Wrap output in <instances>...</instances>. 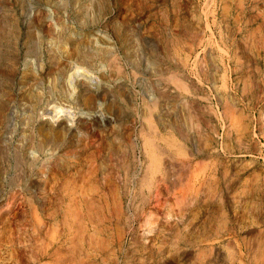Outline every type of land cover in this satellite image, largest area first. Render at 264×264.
Wrapping results in <instances>:
<instances>
[{
    "label": "rangeland",
    "instance_id": "374dc122",
    "mask_svg": "<svg viewBox=\"0 0 264 264\" xmlns=\"http://www.w3.org/2000/svg\"><path fill=\"white\" fill-rule=\"evenodd\" d=\"M0 264H264V0H0Z\"/></svg>",
    "mask_w": 264,
    "mask_h": 264
},
{
    "label": "bare ground",
    "instance_id": "6f19581e",
    "mask_svg": "<svg viewBox=\"0 0 264 264\" xmlns=\"http://www.w3.org/2000/svg\"><path fill=\"white\" fill-rule=\"evenodd\" d=\"M66 28H67V27H66ZM56 34L58 35L59 38L62 37V35H63V30L60 29ZM53 35H54V34H53ZM57 35H56V36H57ZM58 37H57V38H58ZM65 37H67V36H65ZM70 37H71V36H70ZM71 38H72V37H71ZM60 39H61V38H60ZM55 40H57V39L55 38ZM58 40H59V39H58ZM62 40H63V39H62ZM69 40H70V39H69ZM73 41H74V40H73ZM38 42H40V41L38 40ZM80 42H81V41H80ZM35 43H36V42H35ZM35 43H31V45L33 44V46H35V45L37 44V43H36V44H35ZM50 43H51V42H50ZM52 43H53V42H52ZM54 43L60 44V45H58V46L56 45V46H57V47H56V49H57L56 51H57V52L60 51V52H65V53L68 54V55H67V58H68L67 60H69V58L72 59V57H74V58L76 57L77 59H80V61H82V60H84V59H87L86 57H87L88 55L86 56L85 53H81L80 51H77V53H75L74 55H72V52H67V50H65V48H64V50L62 49L63 51H61V50H60V49H61L60 47H63V45H64V44H62L63 41H62V43H61V41L59 40V41H57V42L55 41ZM71 43H73V42H71ZM74 43H75V41H74ZM76 43H78V42H76ZM31 45H30L29 47H31ZM50 45H51V44H50ZM36 46H37V45H36ZM36 46H35V47H36ZM36 48H37V47H36ZM36 48H35V49H36ZM29 49H30V53H34V52H35L34 47L29 48ZM29 49H28V50H29ZM80 49H81V47H80ZM71 50H72V49H71ZM71 50H69V51H71ZM77 50H78V49H77ZM100 50H101V49H100ZM39 51H40V50H39ZM39 51H38V52H39ZM40 52H41V51H40ZM45 52H46V51H45ZM47 53H48V52H47ZM54 53H55V51H54ZM35 54H37V52H35ZM39 54H40V53H39ZM89 54H90V53H89ZM30 56H31V55H30ZM91 56H92V53H91ZM37 57H38V56H37ZM98 57H99V56H98ZM34 58H35V57H34ZM89 58H90V56H89ZM89 58H88V59H89ZM52 59H53V58H52ZM56 59H57V58H56ZM93 59H94V57H93ZM75 60H76V59H75ZM52 61H53V60H52ZM69 61H70V60H69ZM71 61H72V60H71ZM55 62H56V61H55ZM74 62H75V61H73V63H74ZM85 62H86V61H85ZM49 63H50V62H49ZM51 63H52V64H48V65H50V66L53 68V66H54L56 63H55V64H54L53 62H51ZM80 63H81V62H80ZM86 63H87V64H90V63H88V62H86ZM82 64H83V63H81V65H82ZM69 65H71V64H69ZM72 65H73V64H72ZM42 66H43V65H42ZM74 66H75V65H74ZM63 67H64V66H63ZM83 67H84V65H83ZM85 67H86V66H85ZM56 68H57V67H56ZM66 68H67V67H66ZM72 68H73V67H72ZM72 68H71V69H72ZM90 68H92V67H90ZM90 68H88V69L90 70ZM48 69H49V68H48ZM71 69H70V70H71ZM55 70H56V69H55ZM67 70H68V69H67ZM70 70H69V71H70ZM72 70H73V69H72ZM75 70H76V72H79V71L81 70V68L75 66ZM82 70H83V69H82ZM33 71H34V70H33ZM44 71H45V70H44ZM49 71H50V70H49ZM57 71H58V73H57L56 75H54V78H55V79H56L55 76H57V75L59 74V70H58V68H57ZM38 72H39V71H38ZM40 72H41V71H40ZM55 72H56V71H55ZM64 72H65V71H64ZM66 72H68V71H66ZM82 72L84 73L85 70L82 71ZM41 73H42V72H41ZM83 73H81V74H83ZM86 73H87V71H86ZM86 73H85V74H86ZM70 74H72V73H70ZM40 75H43V73H42V74L39 73V77H40ZM59 75H60V74H59ZM37 76H38V73H37ZM61 76H62V75H61ZM71 76H72V75H71ZM71 76H70V77H71ZM80 76H81V75H80ZM33 77H34V76H33ZM35 77H36V76H35ZM64 77H66V74H65ZM75 77H77V76H76V75H73V76L70 78V81H69V82L67 81V82L71 84V83H72V79L75 78ZM59 78H60V76H59ZM62 78H63V77H62ZM33 79H34V78H33ZM36 79H38L37 81L40 82V81H39L40 78L37 77ZM60 79H61V78H60ZM63 79H64V78H63ZM86 79H87V78H86ZM40 80H41V79H40ZM65 80H66V79H65ZM57 81H58V79H57ZM59 81H60V80H59ZM59 81H58V82H59ZM86 81H88V79H87ZM89 81H91V80H89ZM42 82H43V81H42ZM35 84L37 85L38 83L35 82L34 85H35ZM70 84H68V85H70ZM72 84L76 85L75 83H72ZM72 84H71V85H72ZM77 84H78V83H77ZM85 84H86V83H85ZM40 85H41V84H40ZM40 85H39V86H40ZM86 85H87V84H86ZM37 86H38V85H37ZM66 86H67V85H66ZM87 86H88V85H87ZM69 87H70V86H69ZM76 87L78 88L77 90H79V89L81 90V87H85V86H83V84H82L81 86H78V85L75 86V88H76ZM120 87H121V86H120ZM71 88H73V85H72ZM71 88H70V89H71ZM85 89H86V90H83V92H79V94L77 95V99L75 100V101L77 102V104L81 105V107H82V106H86V105L88 104V99H89V98H88V99L86 98V97H88V96H87V94H88V93H87V87H85ZM122 89H123V88H122ZM32 90H33V89H32ZM88 91H90V90H88ZM125 91H126V90H125ZM36 92H37V91H36ZM72 92H73V90L71 91V93H72ZM64 93H65V92H64ZM90 93H91V92H90ZM90 93H89V94H90ZM65 94H66V96H69V95H67V94H68L67 92H66ZM73 94H74V93H73ZM125 94H126V93H125ZM32 95H33V94H32ZM52 96H53V95H52ZM52 96H51V97H52ZM71 96H72V95H71ZM71 96H70V97H71ZM90 96H91V95H89V97H90ZM33 97H35V93H34V96H33ZM127 97H128V96H127ZM26 98H27V97H26ZM28 98H29V97H28ZM35 98H36V97H35ZM54 98H55V97H54ZM66 98H67V97H66ZM68 98H69V97H68ZM95 98H96V97H95ZM92 99H94V97H93ZM32 100H33V99H32ZM53 100H54V99H53ZM64 100H65V99H64ZM94 100H95V99H94ZM75 101H74V103H75ZM96 101H97V100H96ZM48 102H50V100H48ZM51 102H52V101H51ZM67 102H68V100H67ZM89 102H90V101H89ZM93 102H94V101H93ZM53 103H54L53 105H55V102H53ZM68 103H69V102H68ZM60 105H61V104H60ZM63 106H64V105H63ZM47 107H48V106H47ZM57 107H60V106H57ZM92 107H94V106H92ZM63 108H64V107H63ZM82 108H83V107H82ZM55 109H56V107H55ZM58 109H59V108H58ZM61 109H62V106H61V108H60L59 110H61ZM64 109H65V108H64ZM69 109H70V108H69ZM87 109H89V108H87ZM32 110H33V109H32ZM62 110H63V109H62ZM74 110H75V109H74ZM52 113H53L54 115L56 114V116H57V113H58V112H57L56 110H53ZM45 114H46V113H45ZM47 115H48V114H47ZM49 115H50V114H49ZM52 116H53V115H52ZM54 118H56V117L54 116ZM66 124H67V123H66ZM152 127H153V126H152ZM153 128H154V127H153ZM155 128H156V127H155ZM153 130H154V129H153ZM156 133H157V132H156ZM144 134H145V133H144ZM153 134H154V133H153ZM154 135H156V134H154ZM153 137H154V136H152V138H153ZM156 138H157V137H156ZM45 140H46V139H45ZM43 141H44V140H43ZM147 141H148V140H147ZM152 141H153V140H152ZM46 142H47V141H46ZM143 143H144V142H143ZM151 144H152V143H151ZM151 144H150V146H151ZM59 145H60V144H59ZM152 145H153V144H152ZM143 146H144V144H143ZM154 146H155V144H154ZM58 147H59V146H58ZM71 147H72V146H71ZM151 147H153V146H151ZM154 148H155V147H154ZM154 148H153V149H154ZM41 149H42V147H41ZM58 150H59V149H58ZM154 151H155V150H154ZM42 152H43V151H42ZM144 153H145V152H144ZM157 153H158V152H157ZM153 154H155V153H153ZM153 154H152V155H153ZM69 155H70V154H69ZM137 159H138V158H137ZM152 159H153V158H152ZM161 159H162V161H161V163H159V167H160V164H161V167H162V169H164V172H163V170H162V175H161V178H160V183H162V185H164V187H165V191H166V192H169V191L172 192V189H175L174 187L178 184V181H179V178H178V177H180V175H179L178 177L174 176L175 173H173V172L170 173V171H171V170L173 171V169L177 166V165H175L177 162H175V164H172L171 161H169L170 159H166V158H165V159H164V158H161ZM138 160H139V159H138ZM138 160H137V162H138ZM154 160H155V159H154ZM152 161H153V160H152ZM153 162H154V161H153ZM178 163H179V162H178ZM138 164H139V163H138ZM150 165H151V164H150ZM150 165H149V166H150ZM152 165H153V164H152ZM155 165H156V164L154 163V167H155ZM157 165H158V164H157ZM40 166H41V165H40ZM135 167H136V165H135ZM146 167H147V166H146ZM150 167H151V166H150ZM150 167H149V169H150ZM152 167H153V166H152ZM154 167L152 168L153 171H154V169H155ZM156 167H157V166H156ZM159 167H157V169H158ZM179 167H180V166H178L177 168L179 169ZM177 168H176V170H177ZM116 169H117V168H116ZM138 169H140V165H139V168H138ZM138 169H137V170H138ZM169 169H170V170H169ZM111 170H112V169H111ZM135 170H136V169H135ZM135 170H134V172H135ZM140 170H141V169H140ZM155 170H156V169H155ZM168 170H169V172H168ZM174 170H175V169H174ZM176 170H175V171H176ZM79 171H80V170H79ZM92 171L94 172V170H92ZM130 171H131V170H130ZM149 171H150V170H149ZM175 171H174V172H175ZM118 172H119V171H117V173H118ZM131 172H132V171H131ZM138 172H139V170H138ZM138 172H137V173H138ZM182 172H183V170H182ZM185 172H186V171H185ZM87 173H88V172H87ZM99 173H100V169H98V170L95 171V174H96V175H94V176H95V177H96V176L98 177L97 174H99ZM101 173H102V172H101ZM101 173H100V175H101ZM114 173H116V171H115ZM180 173H181V172H180ZM131 174H132V173H131ZM177 174H178V173H177ZM177 174H176V175H177ZM185 174H186V173H185ZM90 175L92 176L93 174L90 173ZM135 175H138V174L135 173V174H134V177H135ZM158 175H159V174H158ZM81 176H82V175H81ZM87 176H88V175H87ZM91 176H90V177H91ZM117 176L119 177L120 175L117 174ZM83 177H85V176H83ZM131 177H132V176H131ZM131 177H130V179H131ZM139 177H140V176H139ZM78 178H79V177H78ZM119 178H120V177H119ZM119 178H118V179H119ZM123 178H124V177H123ZM128 178H129V177H128ZM132 178H133V177H132ZM150 178H151V177H150ZM184 178H185V177H184ZM72 179H73V178H72ZM81 179H82V178H81ZM91 179H92V177H91ZM91 179H90V180H91ZM102 179H103V178H102ZM137 179H138V178H137ZM180 179H181V178H180ZM82 180H83V179H82ZM109 180H110V178H109ZM115 180H116V179H115ZM134 180H135V178H134ZM153 180H154V179H153ZM80 181H81V180H80ZM130 181H131V180H130ZM138 181H139V180H138ZM157 181H158V180H157ZM157 181H155V184H156ZM184 181H185V180H184ZM81 182H82V181H81ZM91 182H92V181H91ZM124 182H125V181H124ZM139 182H140V181H139ZM180 182H182V181L180 180ZM72 183H73V182H72ZM94 183H97V182H94ZM94 183H93V184H94ZM103 183H104V182H103ZM93 184H91V185L93 186ZM110 184H111V183H110ZM123 184H124V183H123ZM158 184H159V183H158ZM158 184H157V186L155 185L156 187H155V186H152V185H154V184L151 185L152 187H155L153 190H152V189L150 190V187H149V189H148L149 191H152V192H150V194H149V200H148L149 204L146 202L148 205H151V208H152V209H149V207H148L149 210L160 211V209H161L162 206H163L162 203H161V194H162V193L160 192L161 190H160V191L158 190V186H160L161 184H160V185H158ZM242 184H243V183H242ZM101 185H102V184H101ZM101 185H100V187H101ZM103 185H104V184H103ZM103 185H102V186H103ZM116 185H117V184H116ZM147 186H148V185H147ZM147 186H146V187H147ZM80 187H81V186H80ZM118 187H119V188H118L117 190L119 191V189H121V188H120V186H118ZM82 188H83V187H82ZM82 188H81L80 190H82ZM114 188H115V187H114ZM123 188H124V187H123ZM94 189H95V188H94ZM98 189H99V188H98ZM111 189H112V188H111ZM196 189H197V188H196ZM60 190H61V189H60ZM80 190H79V191H80ZM85 190H86V189H85ZM96 190H97V189H96ZM112 190H113V189H112ZM112 190H111V191H112ZM127 190H128V188H127ZM146 190H147V189H146ZM90 191H91V189H90ZM92 191H93V189H92ZM109 191H110V190H109ZM111 191H110V192H111ZM121 191H122V190H120L119 193H121ZM130 191H131V190H130ZM81 192H82V191H81ZM83 192H84V191H83ZM115 192H116V191H115ZM115 192H114V193H115ZM123 192H124V191H123ZM180 192H181V191H180ZM93 193H95V192H93ZM93 193H92V194H93ZM74 194H75V193H74ZM82 194H83V193H82ZM115 194H117V193H115ZM130 194H131V193H130ZM147 194H148V193H147ZM122 195H123V194H122ZM197 195H198V194H197ZM82 196H83V195H82ZM120 196H121V195H120ZM128 196H130V195H129V190H128ZM182 196H183V195H182ZM101 197H103V196H101ZM104 197H105V196H104ZM147 197H148V196H147ZM196 197H197V196H196ZM80 198H82V197H80ZM145 198H146V197H145ZM145 198H144V199H145ZM162 198H163V197H162ZM100 199H101V198H100ZM118 200H119V199H118ZM120 200H121V198H120ZM120 200H119V201H120ZM30 203H31V202H30ZM118 203H119V202H118ZM147 204H146V205H147ZM116 205H117V204H116ZM119 205H120V204H119ZM84 206H85V205H84ZM84 206H82V207H84ZM106 206H107V205L105 204L104 207H106ZM135 206H136V205H135ZM70 207H71V206H70ZM70 207H69V208H70ZM107 207H108V206H107ZM116 207H117V206H116ZM142 207H143V206H142ZM63 208H64V207H63ZM66 208H67V207H66ZM89 208H90V207H89ZM145 208H147V207L145 206ZM67 209H68V208H67ZM71 209H72V208H71ZM71 209H70V210H71ZM90 209H91V208H90ZM105 209H107V208H105ZM110 209H111V207H110ZM110 209H109V210H110ZM119 210H120V209H119ZM68 211H69V210H68ZM68 211H67V212H68ZM110 211H111V210H110ZM110 211H109V212H110ZM85 212H86V211H85ZM122 212H123V211H122ZM146 212H147V211H146ZM150 212H151V211H150ZM69 213H70V212H69ZM63 215H64V214H63ZM149 215H150V213H149ZM152 215H153V214H152ZM154 216H155V215H154ZM150 217L152 218V216H150ZM64 218H65V217H64ZM70 219H71V218H70ZM64 220H65V219H64ZM134 220H135V219H134ZM155 220H157V219H155ZM144 221H145V220H144ZM146 222H147V221H146ZM79 234H80V233H79ZM146 234H147V233H146ZM80 235H81V234H80ZM175 235H176V234H175ZM120 238H122V237H120ZM175 239H176V238H175ZM180 239H181V238H180ZM163 242H164V241H163ZM184 243H185V242H184ZM71 244H72V243H71ZM80 244H81V243H80ZM69 245H70V244H69ZM79 246H80V245H79ZM67 248H68V247H67ZM209 250H210V249H209ZM61 262H62V261H61Z\"/></svg>",
    "mask_w": 264,
    "mask_h": 264
}]
</instances>
